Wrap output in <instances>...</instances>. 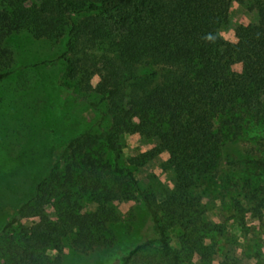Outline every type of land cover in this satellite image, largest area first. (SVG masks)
Returning a JSON list of instances; mask_svg holds the SVG:
<instances>
[{"label": "trees", "instance_id": "16d2710c", "mask_svg": "<svg viewBox=\"0 0 264 264\" xmlns=\"http://www.w3.org/2000/svg\"><path fill=\"white\" fill-rule=\"evenodd\" d=\"M230 1L251 2L256 33L237 26L233 42L219 36L218 31L227 22ZM0 2V44L21 30L36 39L64 36V73L59 84L72 89L79 84L77 76L86 82L87 74H96L98 82L92 92L103 107L94 131L87 129L65 142L46 175L34 186L33 194L0 226L4 257L10 264H40L42 250L58 249L62 238L74 247L96 242L111 215V205L137 196L156 235L160 260L163 264H181L180 252L170 245L167 235L177 225L188 229L180 222L181 211L174 203L155 205L140 190L130 166L139 167L168 151L165 165L180 196L197 178L215 170V149L252 129L259 131L253 136L262 138L264 3ZM95 43L104 47L101 59L90 53ZM6 53L0 48L1 67L9 62L1 59ZM97 63L101 66L96 67ZM236 64L246 74L239 82L230 83L226 78ZM19 69L1 72L0 80ZM138 130L155 146L129 158L126 166L116 140ZM249 163L264 169V159ZM92 204L93 208L86 207ZM191 233L183 235L184 240ZM147 247V242L133 246L117 264L135 263ZM197 250L203 251L201 264L208 263L206 249Z\"/></svg>", "mask_w": 264, "mask_h": 264}, {"label": "rangeland", "instance_id": "374dc122", "mask_svg": "<svg viewBox=\"0 0 264 264\" xmlns=\"http://www.w3.org/2000/svg\"><path fill=\"white\" fill-rule=\"evenodd\" d=\"M250 5V1L229 2L227 22L218 31L224 41H234L237 26L256 33ZM64 44V36L36 39L25 30L10 34L0 44L7 52L1 59L9 61L0 66V73L20 67L0 80V226L33 194L65 142L87 129L94 131L103 109L92 92L98 82L96 74H87L86 82L77 76L79 84L72 89L59 84L64 73ZM102 48L95 43L90 53L101 59ZM100 66L97 63L96 67ZM245 74L236 64L226 80L237 83ZM104 120L107 127V117ZM258 132L252 129L215 149V170L197 178L180 196L165 165L168 151L139 167L130 166L140 190L155 205L174 203L181 211L180 222L188 229L177 225L167 234L170 245L180 252L181 264H201L203 251L198 252V247L206 249V264H264V169L249 163L264 159V135L253 136ZM116 143L126 166L129 158L155 146L141 130L121 135ZM110 208L111 215L96 242L74 247L62 238L58 249L42 250L40 264H117L121 256L143 242L148 247L133 264H163L140 199L129 197ZM190 233L184 240L183 235ZM0 264H10L1 248Z\"/></svg>", "mask_w": 264, "mask_h": 264}]
</instances>
